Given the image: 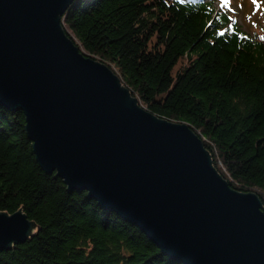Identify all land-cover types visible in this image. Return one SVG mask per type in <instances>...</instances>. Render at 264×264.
I'll list each match as a JSON object with an SVG mask.
<instances>
[{
  "label": "trees",
  "instance_id": "obj_1",
  "mask_svg": "<svg viewBox=\"0 0 264 264\" xmlns=\"http://www.w3.org/2000/svg\"><path fill=\"white\" fill-rule=\"evenodd\" d=\"M61 24L141 106L190 125L230 185L256 192L264 208V27L244 29L213 0H74ZM18 209L35 227L0 250V264H184L46 172L25 112L0 103V211Z\"/></svg>",
  "mask_w": 264,
  "mask_h": 264
},
{
  "label": "water",
  "instance_id": "obj_2",
  "mask_svg": "<svg viewBox=\"0 0 264 264\" xmlns=\"http://www.w3.org/2000/svg\"><path fill=\"white\" fill-rule=\"evenodd\" d=\"M74 0H0V103L21 108L37 161L184 264H264V208L233 188L185 122L141 106L61 24ZM35 223L0 211V250Z\"/></svg>",
  "mask_w": 264,
  "mask_h": 264
},
{
  "label": "rangeland",
  "instance_id": "obj_3",
  "mask_svg": "<svg viewBox=\"0 0 264 264\" xmlns=\"http://www.w3.org/2000/svg\"><path fill=\"white\" fill-rule=\"evenodd\" d=\"M217 8L228 10L244 29L261 32L264 27V0H213ZM81 47V46H80Z\"/></svg>",
  "mask_w": 264,
  "mask_h": 264
}]
</instances>
